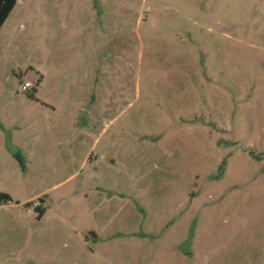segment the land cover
I'll return each instance as SVG.
<instances>
[{"label": "rangeland", "instance_id": "obj_1", "mask_svg": "<svg viewBox=\"0 0 264 264\" xmlns=\"http://www.w3.org/2000/svg\"><path fill=\"white\" fill-rule=\"evenodd\" d=\"M0 196V264H264V0H17Z\"/></svg>", "mask_w": 264, "mask_h": 264}, {"label": "trees", "instance_id": "obj_2", "mask_svg": "<svg viewBox=\"0 0 264 264\" xmlns=\"http://www.w3.org/2000/svg\"><path fill=\"white\" fill-rule=\"evenodd\" d=\"M16 2L17 0H0V28L13 10ZM0 199H6V197L0 196Z\"/></svg>", "mask_w": 264, "mask_h": 264}, {"label": "built area", "instance_id": "obj_3", "mask_svg": "<svg viewBox=\"0 0 264 264\" xmlns=\"http://www.w3.org/2000/svg\"><path fill=\"white\" fill-rule=\"evenodd\" d=\"M30 87H31V86H30V84H28V83L23 84V85H22V90H23L24 92H26Z\"/></svg>", "mask_w": 264, "mask_h": 264}]
</instances>
